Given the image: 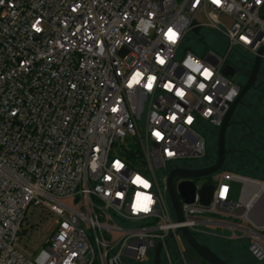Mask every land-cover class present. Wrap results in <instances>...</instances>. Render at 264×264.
<instances>
[{
  "label": "built area",
  "instance_id": "obj_1",
  "mask_svg": "<svg viewBox=\"0 0 264 264\" xmlns=\"http://www.w3.org/2000/svg\"><path fill=\"white\" fill-rule=\"evenodd\" d=\"M141 20L151 21L147 35L137 29ZM170 27L179 33L175 44L165 38ZM210 34L218 36L217 46L206 44ZM192 41L208 48L201 54L183 48ZM262 49L264 0L220 6L212 0H0V264H64L69 256L72 264H143L159 242L164 252L169 240H180L181 228L194 233L209 226L246 235L249 251L264 262V220L251 214L264 204V180L221 170L212 184L196 182L198 191L213 185V198L209 205L198 196L181 201L179 223L168 177L159 174L207 155L204 128L219 129L242 90L224 75L225 66L239 72L234 57L242 51L255 59ZM189 57L212 70V79L186 67ZM135 71L145 74L142 84L156 76L151 92L127 87ZM177 88L186 92L183 100ZM232 89L237 95L224 99ZM157 130L164 134L160 142ZM115 160L125 165L119 173ZM136 173L152 185L155 204L147 215L131 209L137 188L129 180ZM232 182L242 184L237 202ZM221 185L229 186L227 199L217 195ZM35 209L51 215L55 229L43 248L27 252L19 244Z\"/></svg>",
  "mask_w": 264,
  "mask_h": 264
},
{
  "label": "rangeland",
  "instance_id": "obj_2",
  "mask_svg": "<svg viewBox=\"0 0 264 264\" xmlns=\"http://www.w3.org/2000/svg\"><path fill=\"white\" fill-rule=\"evenodd\" d=\"M229 21L230 19L227 20V22ZM206 44L217 46L219 44L218 36L207 35ZM183 48L201 54L203 48L208 47L201 42L195 43L192 41L185 44ZM234 59L238 64L239 72L234 75L232 81L243 86L248 80L255 59L251 54L242 51ZM242 117L253 124V128L256 130L255 134L251 135V131L241 123ZM232 122L233 124L227 132V148L230 153L227 156L224 168L242 171L256 177H264V61L256 88L252 89L243 99L242 104L233 116ZM218 133L219 129H211L206 126L203 134L207 142V155L203 159L182 163L181 167L198 169L212 166L217 158ZM252 139L255 141L253 142ZM240 146L250 148L251 155L244 154L241 158H238L237 153H232ZM169 172L161 170L159 174L161 178L167 179ZM197 182L199 184H212L213 179L212 176H208ZM231 188V199L234 202L239 201L242 184L232 182ZM24 228L28 230V235L23 237L19 245L27 252L31 251L32 248L41 249L54 232L55 220L51 218V215L44 216L43 211L39 209L30 210ZM242 236L235 234L231 229L220 226L201 227L196 232V238L202 245L210 248L229 264H264V262L256 260L250 253V241L246 235ZM153 258L152 255L143 264H153ZM161 261L162 264H209L201 259L182 237L180 240H169L168 249L162 253Z\"/></svg>",
  "mask_w": 264,
  "mask_h": 264
},
{
  "label": "water",
  "instance_id": "obj_3",
  "mask_svg": "<svg viewBox=\"0 0 264 264\" xmlns=\"http://www.w3.org/2000/svg\"><path fill=\"white\" fill-rule=\"evenodd\" d=\"M264 49L260 50L255 61L252 65V70L248 76L247 82L242 86L241 93L235 102L231 105L230 110L225 117L224 122L219 128L218 140H217V158L212 166L205 168H185L177 167L173 169L168 176V194L170 198L171 207L175 213L177 222L181 223L184 221L182 212L181 201L184 203H193L197 196L204 205H209L215 187L213 185H204L199 191L196 186V182L204 177L211 176L212 174L219 172L224 169L226 159L230 150L227 148V132L230 126L233 124L232 119L238 107L242 104L243 99L246 95L254 88L259 78V73L263 63ZM224 75L231 79L237 73V69L230 65L225 66L223 70ZM228 223H224L227 226ZM246 232H250L248 229H244ZM177 234H181L182 238L192 248L196 254L209 264H228L221 259L216 253L210 248L202 245L193 235V233L187 228H181ZM174 235L171 236L173 238ZM164 245L159 242L157 245L153 264H162L161 258L163 253Z\"/></svg>",
  "mask_w": 264,
  "mask_h": 264
},
{
  "label": "clouds",
  "instance_id": "obj_4",
  "mask_svg": "<svg viewBox=\"0 0 264 264\" xmlns=\"http://www.w3.org/2000/svg\"><path fill=\"white\" fill-rule=\"evenodd\" d=\"M259 3L260 0H257ZM212 3L220 6L222 3V0H212ZM40 24V21L37 20L33 27L37 32H40L42 29L40 27H37V25ZM143 26V27H142ZM151 21H145L141 20L140 23L137 25V29L140 31H143L145 35H147L148 28L151 27ZM165 38L167 42L171 44L177 43L179 40V33L175 30H173L171 27L168 28ZM240 41L244 43L245 45H248L251 43V40L248 36L246 35H241L240 36ZM156 62L160 65H164L166 60L165 58L161 56H157ZM186 67L191 68L193 72L200 74L204 80H211L214 73L212 70L209 68L204 67L199 61L194 60L193 58L189 57L188 60L186 61ZM145 74L141 71H135L130 78L127 81V87L129 89L134 88L137 85H140L144 88H146L149 92L153 90L154 84L156 82V76L155 75H148L146 83L142 84V81H144ZM195 82V76L190 75L187 76L186 78V83L189 88L193 85ZM167 91L171 92L174 88V85L172 83H168L164 86ZM200 91H204L206 88V85L204 83H199L197 85ZM175 95L180 98L181 100L184 99L186 92L182 88H177L175 91ZM237 95L236 90L232 89L231 91L228 92V94L224 97L226 100H232L233 97ZM206 101L211 104L212 103V98L211 97H205ZM181 112H183V109H180ZM205 117H210L212 115V109H206L204 112ZM169 119L172 122H175L177 119V116L175 114L171 115ZM194 122V117L191 115H188L185 119V123L188 125H191ZM153 137L157 140V142H160L164 139V134L160 131H153ZM167 155L171 157L173 155L172 152H168ZM113 169L119 173L121 172L124 168L125 165L122 163L120 160H115L112 165ZM93 168L95 169V165H93ZM106 180H110L111 177H105ZM130 184L135 186L137 188V191L134 193L133 196V203L131 205V209L133 214H140L143 213L145 215L149 214L152 210V206L155 204V200L153 198V195L150 193V188L152 187L151 182L140 175L139 173H136L132 176V178L129 180ZM140 189H143L141 191ZM229 186L227 185H221V188L219 189L217 195L221 199H227V195L229 193ZM116 197L123 200L125 193L123 191H118L116 192ZM59 211V209H57ZM64 264H72V256H69L65 261Z\"/></svg>",
  "mask_w": 264,
  "mask_h": 264
},
{
  "label": "trees",
  "instance_id": "obj_5",
  "mask_svg": "<svg viewBox=\"0 0 264 264\" xmlns=\"http://www.w3.org/2000/svg\"><path fill=\"white\" fill-rule=\"evenodd\" d=\"M245 127H247V129H249V131H251L250 133H251V135H253V134H255L256 133V130L252 127V128H250V127H248L247 125H245V124H243ZM254 137V136H253ZM253 140V139H252ZM255 140H253V142H254ZM253 142H252V144H253ZM232 153H237L238 155V158L240 157H242V155H246V154H249V155H251V153H252V151H251V149L250 148H248V147H242V146H240L239 148H237L235 151H232ZM226 164V163H225ZM223 170H230V171H233V172H236V173H239V174H242V175H245V176H248V177H252V178H255V179H258V180H264V177H256V176H252L251 174H247V173H244V172H242V171H238V170H231V169H228L227 167H225ZM193 235H194V237L196 238V232H194L193 233ZM197 239V238H196ZM171 240H173V239H171ZM195 252V251H194ZM196 253V252H195ZM251 253V252H250ZM224 261H226V260H224ZM227 262V261H226Z\"/></svg>",
  "mask_w": 264,
  "mask_h": 264
},
{
  "label": "bare ground",
  "instance_id": "obj_6",
  "mask_svg": "<svg viewBox=\"0 0 264 264\" xmlns=\"http://www.w3.org/2000/svg\"><path fill=\"white\" fill-rule=\"evenodd\" d=\"M253 205V201L249 200L247 202L248 209H251ZM254 207L255 208H253V211L251 212L252 216L259 221L264 220V204L259 203L258 205L256 204Z\"/></svg>",
  "mask_w": 264,
  "mask_h": 264
},
{
  "label": "flooded vegetation",
  "instance_id": "obj_7",
  "mask_svg": "<svg viewBox=\"0 0 264 264\" xmlns=\"http://www.w3.org/2000/svg\"><path fill=\"white\" fill-rule=\"evenodd\" d=\"M242 121H241V123L242 124H245V125H247L248 127H250V128H252L253 127V124H251V123H249L247 120H246V118H244V117H242V119H241ZM220 257V256H219ZM221 258V257H220ZM222 259V258H221ZM226 262V261H225ZM228 263V262H227ZM229 264V263H228Z\"/></svg>",
  "mask_w": 264,
  "mask_h": 264
},
{
  "label": "snow or ice",
  "instance_id": "obj_8",
  "mask_svg": "<svg viewBox=\"0 0 264 264\" xmlns=\"http://www.w3.org/2000/svg\"><path fill=\"white\" fill-rule=\"evenodd\" d=\"M115 111V109H113Z\"/></svg>",
  "mask_w": 264,
  "mask_h": 264
}]
</instances>
